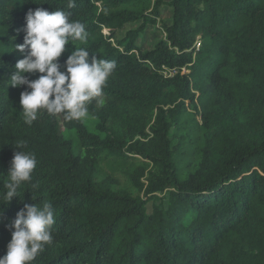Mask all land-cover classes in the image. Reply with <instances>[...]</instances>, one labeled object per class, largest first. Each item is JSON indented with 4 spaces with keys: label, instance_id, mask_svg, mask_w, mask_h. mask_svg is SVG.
Instances as JSON below:
<instances>
[{
    "label": "trees",
    "instance_id": "16d2710c",
    "mask_svg": "<svg viewBox=\"0 0 264 264\" xmlns=\"http://www.w3.org/2000/svg\"><path fill=\"white\" fill-rule=\"evenodd\" d=\"M162 6L171 16L157 26ZM37 8L86 27L62 71L81 47L116 63L88 105L93 131L45 110L24 122L26 86L10 78ZM150 28L161 36L147 44ZM21 142L37 165L8 203ZM111 161L141 162L129 179L143 197L113 189L102 172ZM162 194L166 206L148 214ZM44 203L52 240L31 264H264V0H0V257L17 213Z\"/></svg>",
    "mask_w": 264,
    "mask_h": 264
},
{
    "label": "clouds",
    "instance_id": "9594fccd",
    "mask_svg": "<svg viewBox=\"0 0 264 264\" xmlns=\"http://www.w3.org/2000/svg\"><path fill=\"white\" fill-rule=\"evenodd\" d=\"M74 6L70 2L69 7ZM23 44L15 50L23 59L17 61L10 86L26 90L20 94L24 122L31 125L40 110L50 115L63 114L66 120H83L88 117L89 103L103 95L108 78L116 68L115 61L89 59L86 48H75L65 61L62 71L59 58L66 51L70 40H87L86 27L80 21H71L63 10L49 12L43 8L29 10L25 17ZM39 73L35 80L25 74ZM24 142L17 145L4 199L10 203L18 197V189L32 178L37 160L34 154L21 150ZM0 217L3 212L0 211ZM55 223L54 211L49 203L43 206L25 204L11 222V240L6 254L0 257V264H31L44 246L51 242V228Z\"/></svg>",
    "mask_w": 264,
    "mask_h": 264
},
{
    "label": "rangeland",
    "instance_id": "374dc122",
    "mask_svg": "<svg viewBox=\"0 0 264 264\" xmlns=\"http://www.w3.org/2000/svg\"><path fill=\"white\" fill-rule=\"evenodd\" d=\"M156 0H151V3L153 4ZM163 2H168L170 0H162ZM160 13L161 16L159 18V20H157V26H160L161 22L163 20H168L170 19L171 16V12L169 10V8L167 6H162L160 8ZM104 33L107 34V31L104 30ZM124 34V30L119 32V37L123 36ZM147 38H146V43H150L151 41L159 38L161 36L160 31H154V28H150L147 31ZM197 121L199 122V117L196 116ZM86 126L88 127V129L90 131L94 130V126L96 121H94L93 119L87 117L85 119H83ZM62 135L65 138H72V134L70 132H67L66 130H62ZM188 152H192V149H188ZM135 167L134 165L131 166V163H123V162H118V161H111L108 163V165H106L103 168V175L105 176H110L111 178H113L114 180H116V182L118 183L116 186L113 187V189L115 190L116 188H122V189H127V190H131L133 195H137L139 194L140 197H143V193H139L137 188L132 184V181L129 179V175L130 173H132V171L136 168V167H140L141 166V162L138 161L135 163ZM151 168H149L147 171H149ZM142 181H144V179H142ZM156 206H162L165 207L166 206V197L165 195H156V198L154 200H151L147 205H146V211L148 214L151 213L152 208L156 207Z\"/></svg>",
    "mask_w": 264,
    "mask_h": 264
},
{
    "label": "built area",
    "instance_id": "2783aa9c",
    "mask_svg": "<svg viewBox=\"0 0 264 264\" xmlns=\"http://www.w3.org/2000/svg\"><path fill=\"white\" fill-rule=\"evenodd\" d=\"M196 46L198 47V44H196ZM182 72H184V70H182ZM173 74H175V71L174 70L168 72V76H172Z\"/></svg>",
    "mask_w": 264,
    "mask_h": 264
}]
</instances>
